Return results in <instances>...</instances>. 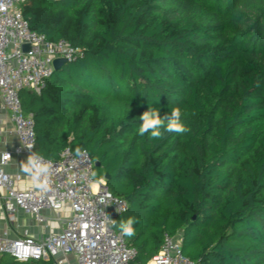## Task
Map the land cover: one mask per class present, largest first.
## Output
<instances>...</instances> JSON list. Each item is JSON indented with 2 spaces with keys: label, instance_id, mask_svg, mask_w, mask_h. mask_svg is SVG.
Instances as JSON below:
<instances>
[{
  "label": "trees",
  "instance_id": "16d2710c",
  "mask_svg": "<svg viewBox=\"0 0 264 264\" xmlns=\"http://www.w3.org/2000/svg\"><path fill=\"white\" fill-rule=\"evenodd\" d=\"M23 15L81 49L39 93L20 91L35 149L79 147L96 181L109 174L128 204L115 220L139 219L132 264L166 234L200 264H264V0H26ZM149 108L181 109L190 131L139 136Z\"/></svg>",
  "mask_w": 264,
  "mask_h": 264
},
{
  "label": "built area",
  "instance_id": "2783aa9c",
  "mask_svg": "<svg viewBox=\"0 0 264 264\" xmlns=\"http://www.w3.org/2000/svg\"><path fill=\"white\" fill-rule=\"evenodd\" d=\"M26 0H0V96L2 107L13 124L19 140V151L35 152V128L30 115L21 107L20 91L39 93L53 73L56 58L72 60L81 53L66 39L49 40L31 29L23 15ZM29 49L25 50L24 47ZM27 145H34L31 149ZM0 160V202L8 224L21 209L38 222L45 221L43 211L69 213L59 231L35 238L25 229L22 235L9 238L0 234V256L9 254L18 261L52 260V264H132L136 250L125 236L114 230L108 214L112 207L118 214L128 208L127 202L112 194L105 179H94V162L85 151L77 156L69 147L59 159L52 160L51 188L16 189L3 165L12 153ZM48 159V158H46ZM147 264H200L185 256L178 236L165 235L160 250Z\"/></svg>",
  "mask_w": 264,
  "mask_h": 264
},
{
  "label": "crops",
  "instance_id": "0c3cea01",
  "mask_svg": "<svg viewBox=\"0 0 264 264\" xmlns=\"http://www.w3.org/2000/svg\"><path fill=\"white\" fill-rule=\"evenodd\" d=\"M8 151L12 155L3 165V169L12 176L14 187L21 190L36 188L30 177L19 172L20 162L26 161L28 155L25 152L19 151V140L13 131L12 122L2 107L0 96V160L3 153ZM69 211L68 207L62 212L46 209L43 211L45 221L38 222L31 213L19 209L16 212L15 221L12 224H8L6 214L0 202V234L6 235L9 238H16L27 229L35 238H42L50 232L59 231L64 225V219Z\"/></svg>",
  "mask_w": 264,
  "mask_h": 264
},
{
  "label": "clouds",
  "instance_id": "9594fccd",
  "mask_svg": "<svg viewBox=\"0 0 264 264\" xmlns=\"http://www.w3.org/2000/svg\"><path fill=\"white\" fill-rule=\"evenodd\" d=\"M182 112L179 108H171L170 115L166 114L161 117L159 110L156 108H149V110L142 113L139 120L142 121L138 127L137 134L141 137L146 134L150 139H162L165 133H175L178 135L186 134L190 129L183 123ZM34 145H27L31 149ZM77 156L85 155V150L77 148L75 150ZM4 158L7 159L10 155L3 153ZM19 172L30 177L35 187L42 191H49L51 188V176L53 172V162L51 159H46L39 152H31L26 161H21L19 164ZM111 220L114 227H117L121 234L127 237H133L136 234L135 225L139 223L137 217L131 216L119 221Z\"/></svg>",
  "mask_w": 264,
  "mask_h": 264
},
{
  "label": "water",
  "instance_id": "95a60500",
  "mask_svg": "<svg viewBox=\"0 0 264 264\" xmlns=\"http://www.w3.org/2000/svg\"><path fill=\"white\" fill-rule=\"evenodd\" d=\"M24 49H25V50H28L29 47L26 45V46L24 47ZM67 61H68V60H67L66 58H63V57L56 58V59L53 61L54 70H58V69H60V68L63 66V64H65ZM94 165H95V166H98L99 163H98V162H95ZM108 178H109V174H106V175H105V179H108ZM108 214H109L112 218H114V219H116V218L118 217V213H116L112 207L108 208Z\"/></svg>",
  "mask_w": 264,
  "mask_h": 264
}]
</instances>
